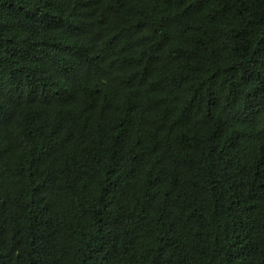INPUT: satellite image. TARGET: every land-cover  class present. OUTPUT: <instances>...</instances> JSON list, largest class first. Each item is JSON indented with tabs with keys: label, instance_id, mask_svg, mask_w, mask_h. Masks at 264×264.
I'll return each instance as SVG.
<instances>
[{
	"label": "trees",
	"instance_id": "trees-1",
	"mask_svg": "<svg viewBox=\"0 0 264 264\" xmlns=\"http://www.w3.org/2000/svg\"><path fill=\"white\" fill-rule=\"evenodd\" d=\"M0 264H264V0H0Z\"/></svg>",
	"mask_w": 264,
	"mask_h": 264
}]
</instances>
